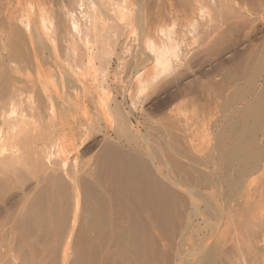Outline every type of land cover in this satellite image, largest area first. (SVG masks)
I'll list each match as a JSON object with an SVG mask.
<instances>
[{
    "label": "bare ground",
    "instance_id": "6f19581e",
    "mask_svg": "<svg viewBox=\"0 0 264 264\" xmlns=\"http://www.w3.org/2000/svg\"><path fill=\"white\" fill-rule=\"evenodd\" d=\"M0 264H264V0H0Z\"/></svg>",
    "mask_w": 264,
    "mask_h": 264
},
{
    "label": "rangeland",
    "instance_id": "374dc122",
    "mask_svg": "<svg viewBox=\"0 0 264 264\" xmlns=\"http://www.w3.org/2000/svg\"><path fill=\"white\" fill-rule=\"evenodd\" d=\"M220 58H221V57H220ZM223 58H224V55H223ZM223 58H222V59H223ZM151 101H152V102H151ZM151 101H147V102H145V104H144V102H143V103H140V104L137 103L138 105L136 104L135 109H136L137 112L135 111L136 113H134L133 117L130 118L131 123H133V126H134L135 128H136V127L140 128V129L142 128L141 125H140V124H143V123H142V122H143L142 117H144V116L146 117V114H148V112H149L150 110L152 111V110L154 109L153 111H156L157 109H159L161 103H160V102H157V101H155V100H151ZM154 102H156V103H154ZM149 103H150V104H149ZM151 103H152V104H151ZM153 103H154L155 105L158 103L159 105H156V107H155V105H153ZM148 105H149V106H148ZM150 105H151V106H150ZM153 106H154L156 109H155ZM157 106H158V107H157ZM148 108H149V109L151 108V109L148 110ZM139 109H140V110L142 109L141 111L148 110V112L146 111L147 113L145 112V113H146V114H145L144 112H140ZM142 113H143V114H142ZM141 114H142V115H141ZM144 114H145V115H144ZM135 116H136V117H135ZM140 116H141V118H140ZM147 116H148V115H147ZM134 118L137 120L136 122H139V125H138V123L135 122V119H134ZM133 120H134V122H133ZM140 121H141V122H140ZM137 125H138V126H137Z\"/></svg>",
    "mask_w": 264,
    "mask_h": 264
}]
</instances>
